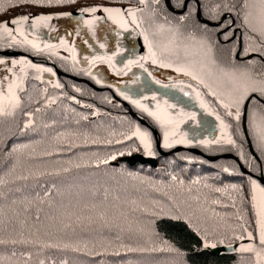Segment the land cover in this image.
<instances>
[{
    "label": "trees",
    "instance_id": "trees-1",
    "mask_svg": "<svg viewBox=\"0 0 264 264\" xmlns=\"http://www.w3.org/2000/svg\"><path fill=\"white\" fill-rule=\"evenodd\" d=\"M92 1L135 4L152 11V19L174 23L183 17L185 24L208 27L197 20L192 0L182 14L170 12L164 0H75L51 6L0 0V22L35 11H78ZM197 1L204 19L216 22L231 15L209 28L223 27L224 33L236 29L228 41L223 42V32L215 37L221 51L227 47L225 56L241 61V49L253 41L244 29L250 0ZM183 2L170 0L176 9ZM228 46H234L232 52ZM32 56L30 61H39ZM57 78L58 84L50 86L29 72L18 90V106L0 114V264L255 262L259 245L248 233L255 238L258 229L253 182H258L254 174L260 166L247 145L245 149L235 140L237 146L198 149L207 155L231 153L249 174L232 158L208 161L185 149L163 156L155 147L156 167L129 165L120 159L143 149L130 134L133 120L141 123L128 113V105L101 85ZM250 101L248 108L253 102L264 107L255 98ZM241 148L243 157L238 155ZM251 243L254 252L239 248ZM233 244L238 245L234 251L219 254L205 247Z\"/></svg>",
    "mask_w": 264,
    "mask_h": 264
},
{
    "label": "rangeland",
    "instance_id": "rangeland-1",
    "mask_svg": "<svg viewBox=\"0 0 264 264\" xmlns=\"http://www.w3.org/2000/svg\"><path fill=\"white\" fill-rule=\"evenodd\" d=\"M94 6L137 9L136 21L132 23L131 18L126 16L125 20L128 23L125 27H121L120 23L108 18V14L101 10L95 14L83 13V16L76 20L77 23H74L70 20V15H61L71 13L73 10L62 8L24 14L30 17L40 14L52 15L53 19L45 23L33 25L29 22L22 26L9 25L10 28L19 27L23 35L16 31H13L12 36L0 32L1 50L6 48L15 50L10 47L18 46L35 55L39 60L32 62L24 55L0 56V60L3 61H22L19 64L0 65V82H2L0 86L5 92L11 85L15 98L18 99V90L23 86L29 72L46 80L50 86L58 84L57 75L53 70L55 66L69 74L86 76L94 85L113 88L117 96L127 101L138 116L146 117L151 121L152 128H155L159 134L160 145L164 150L177 146L205 148L223 143L237 146L235 140H240L241 145L246 149L247 144L241 124L246 99L240 105L239 118L234 109H226L221 101L228 103L231 97L245 88L264 87L263 61L257 56L245 59L243 54L246 49H251V53L258 55L264 52V24L261 23L264 20V2L262 0H250L244 13V29L253 35V41L250 40L249 47L243 46L239 62H236L232 56H227L228 53L225 56L227 47H222L223 51H221V46L216 42L215 33L219 34L223 31L211 29L209 26L185 24L186 19L182 17L174 20L175 24L171 22V19L168 22L156 20L157 17L152 19L150 13L152 11L142 10L130 3L112 4L92 1L87 2L85 7ZM76 10L80 12V9ZM10 20L12 19L4 21ZM88 20L94 22L85 23ZM228 24L225 22L223 25ZM158 32L161 33L158 34ZM25 38L39 47L34 48L32 44L26 42ZM139 42L142 49L139 48ZM149 44L152 46V52L155 53L157 63L147 58L140 59L149 56ZM239 44L241 45L240 41ZM228 48L232 52L234 46H228ZM228 52H230L229 49ZM109 57L112 59L109 60ZM82 58L86 60L85 65H81ZM223 58H226L228 62ZM141 64L143 67L140 66ZM165 64L171 66L164 67ZM178 67L193 71L205 81V84H200L185 72H178L176 70ZM46 68L52 71L37 70ZM212 92H216L217 95H212ZM252 92L249 91L247 96ZM255 92L257 96L264 99V93ZM126 96L129 99H125ZM133 100L139 101L148 111L132 103ZM171 105L175 107H170ZM13 108L12 102H8L4 113ZM149 112L159 113L165 123L161 124L155 117L149 115ZM246 125L252 145L258 153L257 156L264 162L263 106L257 105L256 102L249 106ZM214 129L216 136L211 139L209 131ZM137 131L143 135L144 141L150 145L149 148H145L144 143L141 142V135H133ZM166 132L168 145H170L167 147L165 146ZM130 134L142 147L141 154L156 157L155 141L150 129L133 120ZM229 140L232 143H229ZM149 152L151 155L148 154ZM238 152L241 157L245 155L244 148ZM184 157L188 160L194 159L188 155ZM262 165L263 163L261 168L264 170ZM255 185L253 193L256 200L253 204L258 209L264 206V191H261L264 187L258 182H255ZM256 220L258 229L256 237H252L251 240H256V245H259V248H256L257 252L264 256V246L260 244L259 239L261 225L258 223V220L264 222V218L257 215ZM249 245L253 246V243L240 245L239 248ZM255 259L253 264L257 262L256 255ZM261 264H264V260Z\"/></svg>",
    "mask_w": 264,
    "mask_h": 264
},
{
    "label": "snow or ice",
    "instance_id": "snow-or-ice-1",
    "mask_svg": "<svg viewBox=\"0 0 264 264\" xmlns=\"http://www.w3.org/2000/svg\"><path fill=\"white\" fill-rule=\"evenodd\" d=\"M75 0H16V3H31V4H35V5H42V6H51L53 4L55 5H60V4H68V3H74ZM140 2L142 3L143 0H140ZM262 2H264V0H262ZM3 9L0 8V11H2ZM103 11L104 13L108 14V18L112 19L114 22L116 23H120L121 27H125L126 24L128 23L127 20H125V17H129L131 18L132 23H135L136 21V17H135V13L137 11V9H133V8H127V7H100V6H94V7H85V8H81L79 11L81 14L83 13H90V14H95L97 11ZM61 15H71V13H63ZM183 18V17H182ZM53 19L52 15H44V14H40L34 17H30L29 15H21L18 17L13 18L10 21H4V22H0V32L6 33L9 36H12L13 31L16 32H20V28L19 27H15V28H10L9 25L12 26H22L24 24H27L29 22H31L33 25H37L40 23H45L49 20ZM94 21L93 20H88L85 21V23L87 24H92ZM262 24H264V20L261 21ZM227 27V26H225ZM21 35H23V32H20ZM232 37V32L228 31L225 32L224 34V39L228 40ZM26 42L29 44H32V46L34 48H38L39 45L34 44L32 41L27 40V38H25ZM145 40H147V37H145ZM103 47V45H101ZM251 53V49H246L244 51V55L248 56ZM260 58L264 59V52H260L259 53ZM151 59L153 63H157V60L155 58V53L152 52V46L151 44H149V56L148 57H141L140 59ZM112 58L109 57V60H111ZM4 63H11V64H19L22 63V61H3L0 60V65L4 64ZM141 67H143V65H140ZM164 67H170L171 65H163ZM38 71H45V72H51V69H37ZM178 72H185L187 75L192 76V78L194 80H197L200 84H205V81L198 75L194 74L193 71L191 70H187L184 67H178L176 69ZM10 71V70H9ZM156 83H159V81H156ZM0 84H2V82H0ZM206 87H210V85H205ZM249 91H259L261 93H264V87H260V88H256V87H252V88H245L243 91H238L236 95H234L233 97L230 98L228 103H224V101L222 100L221 103L223 104V106L227 109V108H232L235 110L236 116L237 118H239V108L240 105L245 101V99L248 98L247 94ZM187 94V93H186ZM212 95H217L216 92H212ZM125 99H129V97H125ZM8 102H12V106H18L19 104V100L15 98V94L13 92V88L11 85H9V87L7 88L6 92L5 90L2 88V86H0V114H4V109L5 106ZM132 103L136 104L138 107L143 108L145 111H148V109L141 104L139 101L137 100H133ZM170 107H175L174 105H171ZM231 114V113H229ZM149 115L155 117L158 121H160L161 124L165 123V120L162 119V117L160 116L159 113L157 112H149ZM27 126V125H26ZM133 135H141V142L144 143L145 148H149L150 145L144 141L143 139V135L139 133V131L133 133ZM229 143H232L231 140L228 141ZM165 146H170L168 145V133H165ZM149 155H151V152L148 153ZM112 159H115V157L113 156ZM253 188L255 191L256 185L255 182H253ZM261 191H264V189H261ZM256 200L255 195H253V201ZM257 215L259 217L264 218V206H261L260 208L257 209ZM258 223H260L261 225V231H260V244L262 246H264V222H261V220H258ZM248 238L251 239V233H248ZM205 247H212L215 248V245H205ZM242 251H246V252H254L255 248L251 245H249L248 247H244L241 249ZM256 257H257V262L256 264H261V261L264 260V256H261L260 252H256Z\"/></svg>",
    "mask_w": 264,
    "mask_h": 264
},
{
    "label": "water",
    "instance_id": "water-1",
    "mask_svg": "<svg viewBox=\"0 0 264 264\" xmlns=\"http://www.w3.org/2000/svg\"><path fill=\"white\" fill-rule=\"evenodd\" d=\"M188 1H191V0H184L182 8L176 9V8L172 7V5L170 3V0H164L165 5L169 9V11L172 12V13H175V14H181L182 12H184ZM192 1L196 2V17H197V20L200 23L206 24L208 26H218V25H220L222 23V21L226 17L231 18L230 14H224L221 17V19L219 21H216V22H212V21H209L207 19H204L202 17V15H201L199 2L197 0H192ZM82 16H83V14H81L80 12L73 11V12H71V15L69 16V18H70V20L72 22L76 23V20L78 18H81ZM233 23L234 22L232 20L231 24H233ZM234 31H236V29H234ZM139 48L142 49V46H141L140 42H139ZM239 48H240V46H239ZM238 53H239V50L235 54L236 58H238ZM0 54L2 56H7V57H13V56H18V55H27L28 58L33 59L32 55L26 54V53H24L21 50L4 49V50H0ZM253 56H257L258 58H260V55L255 54V53H250V55L245 56V59L251 58ZM85 63H86L85 58H82L81 59V65H85ZM53 68H54V71H55L57 76H66V77H68V78H70V79H72L74 81L86 82L90 86L96 87L94 84H92L87 79L80 78V77L74 76L72 74L65 73V72L59 70L55 66H53ZM113 96H114L115 99L120 100L117 96H115V95H113ZM254 96H255V94H254ZM249 100H250V97L246 99V101L244 103V106H243L242 121H241L242 131H243V134H244V137H245V140H246V144H247V147H248V150H249L250 154L258 161L259 166H260L259 174L256 175V179L262 186H264V175H263V171H262V168H261V161H260L259 157L257 156V154H256V152H255V150H254V148L252 146V142H251V139H250V137L248 135V131H247L246 119H247V110H248ZM258 100L261 101L262 103H264V100H262L260 98H258ZM121 102H122L123 105H125V106L127 105V103L125 101L121 100ZM128 113L131 116L136 117L137 120L141 124L148 125L146 120L144 118L138 116L136 114V112H134L131 108H128ZM149 127H150V131H151V133L153 135V138H154V141H155V147H156V149H157V151L159 152L160 155L165 156V155H168L169 153H175V152H179V151L185 149L188 152L201 155L202 157H204L208 161H215L217 159L232 158V159H234V160H236L238 162V158L235 155L231 154V153H224V154H218V155H207V154H204L203 152H201L196 147H186L185 148V147L177 146V147H173L172 149H170L168 151H165V150H163L161 148L157 130L155 128H152L151 126H149ZM215 136H216V130L215 129L211 130L209 132V137L211 139H213V138H215ZM120 161L121 162H126L129 165L141 164V165H149L151 167H156L157 164H158V160H157L156 157L145 156V155H143L141 153H135V154H131L129 156H125V157L121 158ZM238 166H239V169L241 170V172L248 173V174L250 173L240 162H238ZM237 246H238L237 244H233V245H229V246H227V245H217L215 248L208 247V249L213 254H219L220 252H231V251H234L237 248Z\"/></svg>",
    "mask_w": 264,
    "mask_h": 264
},
{
    "label": "flooded vegetation",
    "instance_id": "flooded-vegetation-1",
    "mask_svg": "<svg viewBox=\"0 0 264 264\" xmlns=\"http://www.w3.org/2000/svg\"><path fill=\"white\" fill-rule=\"evenodd\" d=\"M76 23H77V21H76ZM228 29H229V27H228ZM223 30H225V28H223V27H220V32H222ZM235 34H236V31H234V30H232V37L231 38H234V36H235ZM228 40H230V39H228ZM227 40V41H228ZM223 42H225V40L223 41ZM236 54V53H235ZM261 61H263V63H264V59H260ZM165 61H166V59H165ZM263 68H262V71H263V69H264V65L262 66ZM264 72V71H263ZM81 78H84V79H87V80H89V81H91V79L90 78H88V77H81ZM93 83V82H92ZM101 87H103V88H105V89H107V90H111L112 91V93H115V91L113 90V88H110L109 86H101ZM257 92H252V93H250L249 94V96H248V98L250 97V99L251 98H255V99H257L258 100V98H260V99H262L261 97H259V96H257V94H256ZM116 95H118L117 93H115ZM254 94H255V96H254ZM118 97V96H117ZM120 100H123V101H125L124 99H122V98H119ZM262 100H264V99H262ZM250 101V100H249ZM126 103H127V108H131V106H130V104L126 101ZM264 104V103H263ZM130 106V107H129ZM263 171V170H262ZM259 174V173H258ZM257 174V175H258ZM263 175H264V172H263ZM254 176H255V178H256V174H254ZM257 180V179H256ZM264 187V186H263Z\"/></svg>",
    "mask_w": 264,
    "mask_h": 264
},
{
    "label": "bare ground",
    "instance_id": "bare-ground-1",
    "mask_svg": "<svg viewBox=\"0 0 264 264\" xmlns=\"http://www.w3.org/2000/svg\"><path fill=\"white\" fill-rule=\"evenodd\" d=\"M159 33H161V32H158V34H159ZM24 56H25V55H24ZM210 131H211V130H210ZM210 131H209V132H210Z\"/></svg>",
    "mask_w": 264,
    "mask_h": 264
}]
</instances>
